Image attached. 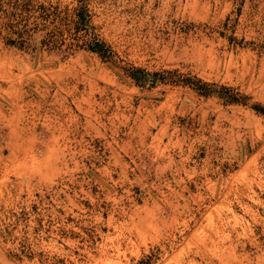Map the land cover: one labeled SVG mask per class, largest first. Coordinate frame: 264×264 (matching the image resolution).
<instances>
[{"label":"rangeland","instance_id":"1","mask_svg":"<svg viewBox=\"0 0 264 264\" xmlns=\"http://www.w3.org/2000/svg\"><path fill=\"white\" fill-rule=\"evenodd\" d=\"M36 1L0 38V264H264V0Z\"/></svg>","mask_w":264,"mask_h":264},{"label":"trees","instance_id":"2","mask_svg":"<svg viewBox=\"0 0 264 264\" xmlns=\"http://www.w3.org/2000/svg\"><path fill=\"white\" fill-rule=\"evenodd\" d=\"M78 9V22L86 24V8L81 6ZM55 12L56 7L53 5L36 0H0V38L9 46L29 49L33 35L45 29L40 26L47 27L46 22ZM104 45L95 40L89 44L88 49L100 52Z\"/></svg>","mask_w":264,"mask_h":264}]
</instances>
